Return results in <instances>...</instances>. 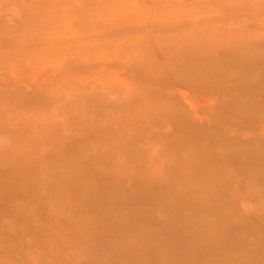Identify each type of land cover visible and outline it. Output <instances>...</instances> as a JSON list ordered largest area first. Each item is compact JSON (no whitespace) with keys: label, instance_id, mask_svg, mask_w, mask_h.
I'll use <instances>...</instances> for the list:
<instances>
[{"label":"rangeland","instance_id":"rangeland-1","mask_svg":"<svg viewBox=\"0 0 264 264\" xmlns=\"http://www.w3.org/2000/svg\"><path fill=\"white\" fill-rule=\"evenodd\" d=\"M78 1L0 0V264H264V0ZM43 3L83 55L9 44ZM173 85L218 110L170 111ZM225 129L253 134L245 153L193 170L181 147L224 148Z\"/></svg>","mask_w":264,"mask_h":264},{"label":"bare ground","instance_id":"bare-ground-1","mask_svg":"<svg viewBox=\"0 0 264 264\" xmlns=\"http://www.w3.org/2000/svg\"><path fill=\"white\" fill-rule=\"evenodd\" d=\"M56 1H59V0H56ZM78 1V0H77ZM85 2V0H80V2L82 3V2ZM97 1V0H96ZM108 1V0H107ZM139 1H141V0H139ZM143 1V0H142ZM250 1V0H249ZM50 2V1H49ZM72 2V1H71ZM79 2V1H78ZM93 2H94V0L92 1V5L91 6H93L94 4H93ZM98 2V1H97ZM103 2V1H102ZM101 2V4H103ZM144 2V1H143ZM58 3V2H57ZM95 3V2H94ZM71 4V3H70ZM75 4V3H74ZM87 4H89V3H87ZM97 4V3H96ZM95 4V5H96ZM17 5H19V3H17ZM34 5V4H33ZM48 3H43V4H39V7H37V8H35V9H32V10H28L29 11V13L31 12V15H34V14H36V16H37V14H40L41 15V19L40 20H42L43 21V23H36L37 25H38V27L39 28H34L31 24H32V21H27V20H25V23H23L22 22V15L21 16H18V17H16L15 15L13 16V18L14 17H16V20L20 23V20H21V22L23 23V26L21 25V31H19V33H16V35L18 36V37H20V42H18V41H15V40H12L11 41V43H9L10 45L12 44L13 46H14V49H18L21 53H24L26 50L25 49H23V47H26V49L28 50V47H29V45L31 46H35V45H38L36 48H38V49H35V53H34V55H32V54H30V53H28L27 51H26V54L24 53V54H22L21 56H23V58H24V56L26 57V60H28V55L30 56L31 55V61H34L35 60V58H32V57H36V55H42V56H40V57H46V56H49L47 53H50L52 50H56L57 49V51L56 52H58V50H60L61 51V53H64V54H70L71 55V53H76V54H81V55H83L84 53H82L81 52V50L83 49H81L80 47L82 46V43L83 44H86V43H88V41L86 42V43H84L85 42V40H82L83 42H81V39L80 38H78L77 36L75 37V35H77V34H75V35H72V32H69V31H67V30H65L63 27H62V22H61V18L60 19H58V20H56L55 19V16H53L52 15V13H51V10H50V5H48ZM64 5H66L67 6V4H64ZM64 5H63V7H64ZM107 5V4H106ZM59 6V5H58ZM61 6V5H60ZM73 6V5H72ZM109 6V5H108ZM111 6V5H110ZM14 7V6H13ZM29 7V6H28ZM70 7V6H69ZM95 7V6H94ZM59 8V7H58ZM75 8H76V6H75ZM93 8V7H92ZM96 8V7H95ZM65 9H66V7H65ZM77 9V8H76ZM94 9V8H93ZM16 11H17V9H15ZM21 10V9H20ZM19 10V11H20ZM27 10V9H26ZM60 10V9H59ZM72 10V9H71ZM108 10H109V8H108ZM222 10V9H221ZM92 11H95V10H92ZM27 12V11H26ZM46 12V13H45ZM51 13V14H48V13ZM55 12V11H54ZM67 12V11H66ZM65 12V13H66ZM72 12V11H71ZM80 12H84V11H81L80 10ZM90 12V11H89ZM89 12H87V13H89ZM28 13V12H27ZM28 13V14H29ZM32 13H34V14H32ZM64 12H63V14L62 15H64L65 14ZM14 14H15V12H14ZM23 14V13H22ZM54 14V13H53ZM76 14V13H75ZM83 14V13H82ZM86 14V13H85ZM94 14V13H93ZM103 14V13H102ZM12 15H13V13H12ZM66 15V14H65ZM69 15V14H68ZM79 15V14H78ZM89 16L91 15V14H88ZM96 15V14H95ZM126 15V14H125ZM124 15V16H125ZM25 16V15H24ZM67 16V15H66ZM80 16H82V15H80ZM86 16V15H85ZM105 16H107V14L105 15ZM123 16V17H124ZM19 17H21V19L20 20H18V18ZM62 17V16H61ZM92 17V16H91ZM121 17V16H120ZM128 17V16H127ZM73 18V17H72ZM78 18V17H77ZM84 18V17H83ZM28 19L30 20V18L28 17ZM68 19H69V16H68ZM87 19V18H86ZM91 19V18H90ZM90 19H89V21H90ZM94 19V18H93ZM109 19H112V18H109ZM150 19V18H149ZM14 21V20H13ZM16 21V22H17ZM80 21V20H79ZM123 21V20H122ZM66 22V21H65ZM88 22V21H87ZM92 22H94L93 20H92ZM103 22V21H102ZM108 22V21H107ZM147 22V21H146ZM15 23V22H14ZM69 23V22H68ZM76 23V22H75ZM89 23V22H88ZM97 23H99V22H97ZM18 24V23H17ZM67 24V23H66ZM70 24V23H69ZM77 24V23H76ZM94 24V23H93ZM9 25V24H8ZM11 25V24H10ZM15 25V24H14ZM87 25V24H86ZM95 25V24H94ZM103 25V24H102ZM106 26H107V24H105ZM11 26H13V25H11ZM53 26V27H52ZM88 26V25H87ZM99 26V25H98ZM100 26H101V24H100ZM5 27H6V25H5ZM4 27V28H5ZM15 27V26H14ZM109 27V26H108ZM111 27V26H110ZM9 30H10V28L9 27H7ZM16 28V27H15ZM74 28V27H73ZM78 28V27H77ZM87 28V27H86ZM102 28V27H101ZM106 28V27H105ZM104 28V29H105ZM26 30L27 32H24L23 30ZM68 29V28H67ZM70 29V28H69ZM79 29V28H78ZM103 29V28H102ZM103 29V30H104ZM3 30H5V29H3ZM7 30V29H6ZM5 30V31H6ZM8 30V31H9ZM13 30V29H12ZM77 30V29H76ZM73 31V30H72ZM97 31V30H96ZM95 31V32H96ZM11 32H13V31H11ZM36 32H38V34L40 35V40L39 41H36L35 42V44L33 45V43L32 42H34V40L33 39H29L28 40V38L33 34V35H35L34 33H36ZM91 33V32H90ZM94 33V32H93ZM11 34H13V33H11ZM11 34H9V35H11ZM82 34V33H81ZM80 34V36H82ZM79 35V34H78ZM91 35V34H90ZM95 35V34H94ZM97 35V34H96ZM95 35V36H96ZM99 35V34H98ZM12 38V37H11ZM52 38H53V40L54 39H56V40H58V41H60L59 39H63V40H65V42H58V44H56L57 43V41H52ZM15 39V38H14ZM73 39V40H72ZM88 39V38H87ZM111 39V38H110ZM66 40H68V41H66ZM90 40V39H89ZM28 41V42H27ZM106 41V40H105ZM54 42H56L55 44H53ZM91 42H92V40H91ZM101 42H103V40L101 41ZM32 43V44H31ZM89 43H90V41H89ZM88 43V44H89ZM9 45V46H10ZM9 48V47H8ZM13 49V50H14ZM9 50V49H8ZM11 50V49H10ZM13 50H11L12 52H13ZM31 50H33V49H31ZM30 50V51H31ZM7 52V53H12V52ZM16 51V50H15ZM29 51V50H28ZM29 51V52H30ZM95 51V50H94ZM100 51V50H99ZM32 52V51H31ZM37 52V53H36ZM92 52V51H91ZM7 53H6V56H7ZM16 53H17V51H16ZM113 53V52H112ZM154 53V52H153ZM13 55H14V53H12ZM18 54H20V53H18ZM87 54V53H86ZM91 54V53H90ZM101 54V53H100ZM155 54V53H154ZM27 55V56H26ZM89 55V54H88ZM112 55V54H111ZM15 56V55H14ZM8 57V56H7ZM11 57H13L12 55H11ZM16 57H17V55H16ZM19 57V56H18ZM60 57H61V55H60ZM59 57V58H60ZM85 57V56H84ZM88 57V56H87ZM87 57H85L86 59H87ZM99 57H100V55H99ZM98 57V58H99ZM23 58H21V59H23ZM67 58V57H66ZM77 58V57H76ZM84 58V59H85ZM97 58V59H98ZM9 59H10V57H9ZM18 58H16V60H17ZM30 59V58H29ZM58 59V58H57ZM68 59V58H67ZM72 59V58H71ZM74 59V58H73ZM78 59V58H77ZM158 59V58H157ZM15 60V59H14ZM76 60V59H75ZM96 60V59H95ZM65 61V60H64ZM100 61V60H99ZM105 61V60H104ZM7 62V61H6ZM9 62V61H8ZM18 62V61H17ZM20 62V61H19ZM22 62V61H21ZM21 62H20V64H21ZM56 62V61H55ZM68 62L69 61H66V63L65 64H67L68 65ZM94 62V61H93ZM92 62V63H93ZM11 63H13L12 61H11ZM72 63V62H71ZM16 64H18L19 65V63H16ZM27 64H29V63H27ZM75 64H76V61H75ZM9 65H11V64H9ZM12 65H15L14 63L12 64ZM70 65H72V64H70ZM78 65V64H77ZM29 66V65H28ZM35 66V65H34ZM37 67H38V65H36ZM81 66V65H80ZM56 67V66H55ZM90 67L92 68V66L90 65ZM94 67V66H93ZM98 67V66H97ZM108 67V66H107ZM12 68V67H11ZM10 68V69H11ZM24 68H25V66H24ZM31 68H36V67H31ZM51 68H54V67H51ZM84 68V67H83ZM87 68V67H86ZM9 69V70H10ZM39 69V68H38ZM38 69H36V70H38ZM95 69H96V67H95ZM101 69H102V67H101ZM23 70V69H22ZM33 70V69H32ZM31 70V71H32ZM54 71H55V69H53ZM68 70V67L65 69V71H62V72H66ZM94 70V69H93ZM97 70V69H96ZM12 71V70H11ZM30 71V70H29ZM41 71H43V72H50L49 71V69H46V68H40V70H39V73L41 72ZM57 71V70H56ZM100 71V70H99ZM13 72V71H12ZM62 72H58L57 71V74H59L60 76L58 77V78H56L55 79V81H57L58 82V80H59V83L57 84V82H56V86L58 85H61V87L62 86H65V85H67V83H69L68 84V86L70 85V84H72V83H74L73 81H72V78H71V80L67 77V75L66 74H64V75H62L63 73ZM85 72V71H84ZM83 72V73H84ZM92 72V71H91ZM94 72H96V71H94ZM101 72V71H100ZM38 73V74H39ZM53 73V72H52ZM87 73V72H86ZM105 73H106V71H105ZM12 74V73H11ZM17 74H18V72H17ZM30 74V73H29ZM37 74V75H38ZM40 74H42V72L40 73ZM39 74V75H40ZM56 74V75H57ZM71 74V73H70ZM73 74V73H72ZM93 74V73H92ZM110 74V73H109ZM120 74V73H119ZM31 75V74H30ZM47 75V74H46ZM55 75V76H56ZM23 76V75H22ZM52 76V75H51ZM55 76H54V78H55ZM90 76V75H89ZM43 77V76H42ZM49 77V76H48ZM72 77V76H71ZM53 78V79H54ZM92 78V77H91ZM98 78V77H97ZM108 78V77H107ZM93 79H95V76H94V78ZM170 79V78H169ZM83 80V79H82ZM79 81H81V80H79ZM84 81V80H83ZM99 81V80H98ZM174 81V80H173ZM50 82H52V81H50ZM84 82H86V81H84ZM83 82V83H84ZM169 82V81H168ZM87 83H90L89 81L87 82ZM170 83H171V81H170ZM51 84V83H50ZM82 84V83H81ZM86 84V83H85ZM99 85V84H98ZM172 85V84H171ZM178 85V84H177ZM55 86V87H56ZM73 86H74V84H73ZM72 86V87H73ZM78 86V85H77ZM76 86V87H77ZM80 86V85H79ZM104 86V85H103ZM125 85L123 84V87H124ZM168 86H169V83H168ZM174 86V85H173ZM54 87V86H53ZM53 87H51L50 89H52ZM75 87V86H74ZM83 87V86H82ZM99 87H100V85H99ZM190 87H192L193 88V86H190ZM57 88V87H56ZM56 88H54V89H56ZM92 88V87H91ZM90 88V89H91ZM104 88V87H103ZM108 88V87H107ZM186 88V87H185ZM184 87H179V86H174V87H172V92L171 93H169L170 94V96H168V102L166 103L167 105H166V108L167 109H170L168 106H169V104H171L172 106H174V109H176L177 110V105H178V102H182V103H185L186 105H188V107H189V111H190V114L192 115V117H193V120L195 121V122H197V123H199L200 125H203V123H206V121H205V119L203 118V117H199L198 115H197V112H198V107L201 105L202 107H203V109H209V108H212V109H217L218 110V106H219V102H220V97H218V100H216V98H212V99H210V98H205V99H202V101H201V104H197V103H195V102H193V101H195V98L196 97H198V96H194V97H192V91L190 92L189 90H187V89H185ZM49 89V88H48ZM47 89V90H48ZM78 89V88H77ZM76 89V90H77ZM90 89H89V91H90ZM126 89V88H125ZM130 89V88H129ZM128 89V90H129ZM57 90V89H56ZM54 91V90H53ZM78 91H80V89L78 90ZM88 91V92H89ZM102 91V90H101ZM166 92H167V90H165ZM50 91H48L47 93L48 94H52V93H54V92H52V90H51V92L49 93ZM82 92V91H81ZM86 93V92H85ZM58 93H56V95H57ZM196 94H198V92L196 91ZM59 96V95H58ZM89 96H90V94H89ZM94 97V96H93ZM53 98H54V95H53ZM37 99V98H36ZM90 99H91V97H90ZM93 99V98H92ZM167 99V98H166ZM25 100V99H24ZM38 100V99H37ZM101 101V100H100ZM199 101V102H200ZM101 105V104H100ZM218 105V106H217ZM221 105V104H220ZM224 105H226V104H224ZM202 107H200V108H202ZM221 107V106H220ZM165 109V108H164ZM179 110H181V108H178ZM170 111H172L171 109H170ZM174 113H175V110L173 111ZM225 112V111H224ZM227 112V111H226ZM199 113V112H198ZM223 113V112H222ZM166 114V113H165ZM227 114V113H226ZM110 116H112V117H114L115 115L112 113H107L106 115H105V117H102V119H99L97 122H96V130L98 131V129L101 131V132H106L109 128H113V126H114V122L112 123L111 122V120H109L108 118L110 117ZM200 116H202V115H200ZM230 117H228V119H229ZM232 120V119H231ZM137 124V123H136ZM185 125V124H184ZM183 126V125H182ZM202 127V126H201ZM45 128V127H44ZM47 128V127H46ZM167 128V127H166ZM229 128V127H228ZM39 129V128H38ZM167 130H169V128L167 129ZM204 130V129H203ZM207 130V129H206ZM226 131H227V133H230V135L228 136V137H230V138H228V139H226V138H224L222 135H216V137L218 136V139H221L220 137H223L222 139H221V141L220 142H222L223 144H225V147L224 148H222L221 146H217L216 144H215V142H212V144L214 145V146H216V147H213V145L211 144V146H210V148H211V150H206V148L204 149V151L201 153V154H199V155H197V156H195V155H192V153H191V150H190V148L189 147H187V148H183V147H181L182 149V151H185L186 153H188V151H189V153H188V163H189V165L192 167V169L193 170H195V171H205L206 169H208V168H210V167H216V168H218V169H220L219 168V166L216 164V163H222L225 167L227 166L226 165V163H225V160H226V158L227 157H231L232 155L230 154V152L229 151H234V150H229V148L230 147H232V149H234V148H237V147H240V148H242V150H241V153L242 154H244L245 152H244V150H247V149H245V148H247V147H244L243 145H242V142H243V140L245 139V138H250V137H252L253 136V134L251 133V134H249V135H240L239 137H236L235 136V134L234 133H232L229 129H225ZM236 131V130H235ZM109 132V131H108ZM169 132V131H168ZM236 132H240V130L239 131H236ZM208 134H206V136H211V134L213 133V132H211V131H209V132H207ZM101 134V133H100ZM261 136H264V129H263V131H261L260 133H259ZM179 136L181 135V134H178ZM177 135V136H178ZM28 137V136H27ZM104 138V137H103ZM114 138V137H113ZM112 138V139H113ZM116 138V137H115ZM186 139H188V141L189 140H191V139H194V137H191V136H187L186 137ZM210 141V140H209ZM208 143V142H207ZM241 145V146H240ZM185 146V145H184ZM212 147H213V149H212ZM209 148V147H208ZM226 148H228V150H226ZM240 149H238V151H239ZM249 151V150H248ZM251 155V156H250ZM250 155H248V156H244V157H251V159L253 158V152L252 153H250ZM219 156V158H216L215 159V157H218ZM234 159V158H233ZM237 160V159H236ZM244 160V159H243ZM243 160H242V163L240 164V166L243 164ZM252 163V162H251ZM228 164V163H227ZM228 168H229V166H228ZM236 168V167H235ZM232 169V168H231ZM221 170V169H220ZM254 170V169H253ZM215 171V170H214ZM222 172V171H221ZM223 173V172H222ZM228 173V172H227ZM220 175H222V174H220ZM225 177V176H224ZM226 179V178H225Z\"/></svg>","mask_w":264,"mask_h":264}]
</instances>
